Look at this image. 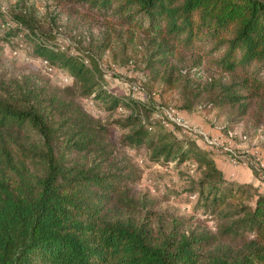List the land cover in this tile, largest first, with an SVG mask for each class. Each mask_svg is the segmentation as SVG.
Here are the masks:
<instances>
[{"label":"trees","instance_id":"1","mask_svg":"<svg viewBox=\"0 0 264 264\" xmlns=\"http://www.w3.org/2000/svg\"><path fill=\"white\" fill-rule=\"evenodd\" d=\"M65 1L113 19L129 40L145 37L154 47L147 63L154 74L171 72L173 58L188 53L195 54L191 67L227 75L228 83L209 84L218 87L211 105L239 104L255 96L264 102V0ZM11 21L7 38L24 36L33 57L72 78L77 97L129 113L102 124L57 92L30 84L2 92L0 264H264V192L249 194L247 187L226 181L211 150L180 139L182 128L174 122L149 117L146 102L110 90L99 56L68 49L22 11ZM107 43L97 46L99 55ZM164 77L173 87L171 75ZM113 124L123 130L120 145L145 147L149 160L199 167L204 176L191 193L198 192V203L211 213L229 217L221 234L241 241V248L212 246L209 236L181 229L177 222L164 228L147 217L108 218L109 199L121 196L122 184L132 179L123 167L102 169ZM250 198L251 205L242 204ZM232 200L240 202L231 210Z\"/></svg>","mask_w":264,"mask_h":264},{"label":"rangeland","instance_id":"2","mask_svg":"<svg viewBox=\"0 0 264 264\" xmlns=\"http://www.w3.org/2000/svg\"><path fill=\"white\" fill-rule=\"evenodd\" d=\"M0 11V95L4 90L30 84L46 93L57 92L65 100L73 99L102 124L129 113L128 109L109 111L100 101L77 97L72 78L61 68L45 69L33 57L24 36L7 38L5 30L13 25L11 16L22 11L34 17L41 29L51 30L68 49H81L99 56L110 90L146 102L151 108L149 117L161 122L167 118L182 128L177 130L180 139L194 140L211 150L226 181L247 187L249 194L264 192V102L258 96L239 104L213 106L211 100L218 87H209V84H226L227 75L206 66L191 67L195 54L188 53L173 58L171 72L160 70L154 74L147 65L153 59L150 54L154 47L145 37L129 40L113 19L99 18L65 0H0ZM102 41H108V48L99 55L97 46ZM165 74L171 75L173 87L166 85ZM108 130L102 169L113 171L123 167L132 176L121 186V196L126 193L129 204L125 206L124 196L111 197L104 210L108 218L147 217L153 226L164 228L177 222L181 229L209 236L212 246L229 244L234 249L241 248V241H232L221 234L229 217L211 213L198 203V192L191 193L204 176L199 167L189 162L149 160L145 147L133 149L120 145L123 130L117 125L108 126ZM227 130L233 134L229 142L225 140ZM90 156L87 154V158ZM251 201V198L244 199L242 204L251 205ZM239 202L232 200L231 210Z\"/></svg>","mask_w":264,"mask_h":264},{"label":"built area","instance_id":"3","mask_svg":"<svg viewBox=\"0 0 264 264\" xmlns=\"http://www.w3.org/2000/svg\"><path fill=\"white\" fill-rule=\"evenodd\" d=\"M2 9H4V7H1ZM39 60V63L45 68V69H52L54 67H52L46 60H43V59H38ZM65 80H69V78L67 76H65ZM165 121L163 123H166L168 122V119L167 118H164ZM168 125V124H167ZM233 137V134L230 130H227L226 134H225V140H228V142L232 139ZM206 138V137H205ZM225 149L230 150V148L226 147Z\"/></svg>","mask_w":264,"mask_h":264}]
</instances>
